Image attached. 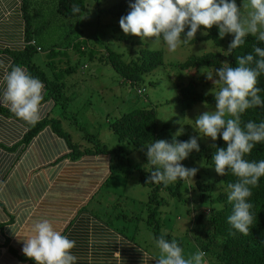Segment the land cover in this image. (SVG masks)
Wrapping results in <instances>:
<instances>
[{
  "label": "rangeland",
  "instance_id": "rangeland-1",
  "mask_svg": "<svg viewBox=\"0 0 264 264\" xmlns=\"http://www.w3.org/2000/svg\"><path fill=\"white\" fill-rule=\"evenodd\" d=\"M55 1L30 0L31 27L32 30L39 29L34 35L41 48L33 60L48 79H56L63 84L61 96L55 100L57 107L52 118L60 121L62 130L72 143L80 150L92 148L93 144L87 140L88 134H92L106 148H115L118 142L108 128V122L123 113L143 107L155 109L159 134L156 140H171L178 132L181 134L177 137L187 141L202 136L194 120L204 111L215 110V103L199 102L189 110H182L177 84L193 82L199 93L211 97L221 85L208 80L207 73L200 71L206 67L181 69L178 64L184 63L188 57L209 52H219L225 56L231 43L230 35L221 39V45H216L209 39L201 38L205 35L202 34L204 31H200L196 34L199 38L194 42L181 44L175 52H170L163 41L159 44L141 42L139 38L126 36L121 31L120 19H114L106 13L108 7L120 0H86L85 13L73 20L56 14ZM243 3H247V0H239L237 5ZM241 12L247 14L243 7ZM107 48L121 54L124 60H134L141 48L160 50L163 65L144 75L134 87L122 83L103 58ZM51 59L52 63L49 62ZM138 89L144 91L138 94ZM82 128L87 131L85 135L88 138H84ZM197 142L199 152H191L181 162L186 168L198 169L193 184L181 181L182 199L171 195L165 188L159 192V197L165 200V204L158 209L161 233L180 239L186 256L200 250V228L210 210L223 206V203L216 201L217 196H228V189L216 180L214 168L205 160V148L213 142L204 138H198ZM124 146V162L139 166L144 171L150 168L146 156L148 145L137 149L127 143ZM108 178L86 210L98 215L110 228L131 239L149 255L158 257L156 239L146 225L149 189L138 182L137 173H116ZM198 216L201 220L196 223Z\"/></svg>",
  "mask_w": 264,
  "mask_h": 264
},
{
  "label": "clouds",
  "instance_id": "clouds-1",
  "mask_svg": "<svg viewBox=\"0 0 264 264\" xmlns=\"http://www.w3.org/2000/svg\"><path fill=\"white\" fill-rule=\"evenodd\" d=\"M242 7L247 10L246 15L242 14ZM129 8L128 14L119 20L121 31L141 42L163 41L170 52L193 41L201 28L205 30L202 34L207 35L213 26L218 29L220 39L226 35L234 37L228 53L244 45L248 35L264 42V0H247L241 6L236 0H135ZM253 51L254 55L237 57L235 66L225 62L219 69L201 68L208 80L221 85L214 95L215 110L204 111L194 120L202 136L180 142L176 139L181 134L178 132L171 143L161 139L146 147L147 164L153 169L147 183L164 187L177 181L193 184L198 169L186 168L181 162L191 152H199L198 138L210 139L216 174L236 177V182L227 185V200L233 205L227 222L234 229L232 234L245 236L250 234L256 220L251 212L253 204L249 202L251 189L264 177V160L245 158L257 144L264 143V122L249 121L241 126V115L246 110L264 107L258 87V77L264 73V48L254 47ZM214 76L217 78L213 79ZM43 98L44 85L38 78L21 66L9 68L0 63V103L8 106L16 118L34 126L39 121ZM218 137L226 147H216ZM22 241L23 255L34 264H76L78 259L72 254L75 241L56 230L46 218L35 221L32 235ZM120 241L117 235L115 242ZM155 244L159 256L154 258L143 252V264L149 260H155L156 264H208L207 253L199 249L186 256L175 240L169 242L164 236ZM115 254L120 258L119 252Z\"/></svg>",
  "mask_w": 264,
  "mask_h": 264
},
{
  "label": "trees",
  "instance_id": "trees-1",
  "mask_svg": "<svg viewBox=\"0 0 264 264\" xmlns=\"http://www.w3.org/2000/svg\"><path fill=\"white\" fill-rule=\"evenodd\" d=\"M134 2L135 0H120L108 7L106 13L114 19H120L128 14L130 11L129 5ZM236 2L238 4L239 0H236ZM29 6L30 0H22V10L26 21V45L21 51L10 52L13 59L12 66H21L33 77L38 78L44 84L47 99L52 98L53 100H57L61 96L63 84L59 83L56 79H48L45 73L33 60L35 53L41 51V48L37 45L34 35V32H38L39 29L32 30L31 27ZM85 10L86 0L55 1L56 14L67 20L82 17ZM200 31L205 30L201 28L198 32ZM186 32L187 29L185 30V34ZM230 37L232 41L234 37L231 35ZM197 38L199 37L195 36V39L190 42H194ZM201 38L209 39L214 44L221 45L219 32L215 26L208 30L207 35ZM254 47L264 48V42H260L256 37L248 35L245 37L244 45L232 50L230 53L227 51L225 56H222L219 52H209L200 56L188 57L184 63L178 64V66L181 69H197L200 67L217 69L223 66L222 64L225 62L230 66H235L237 57L247 54L254 55ZM50 52L53 54V49H51ZM103 58L109 63L114 72L118 74L122 83H129L134 87L141 82L144 75L153 72L163 65L162 53L160 50L145 48L140 49L138 56L134 60H124L121 54L115 53L108 48ZM52 61L51 59L49 62L52 63ZM258 81V87L261 89L259 95L261 99L264 100V73L258 77ZM177 87L179 93L178 101L182 110H189L199 102L215 103L214 97L199 93L193 82L186 85L177 84ZM143 91L144 90L138 89L137 93L141 94ZM0 111L6 112L1 108ZM249 121L255 122L256 124L264 122V107H253L246 110L245 113L241 115V126L243 127V125ZM47 125L51 127L55 134L64 138L68 143V147L71 150L69 157L72 160H77L82 156L107 155L109 156V173L111 175L116 173L125 175L137 173L138 182L149 189L146 203V209L148 211L146 225L152 231L154 238L157 240L160 236H164L169 242L175 240L178 245L184 249L180 239L171 238L170 235L161 233V220L158 217L159 207L165 204V200L159 197L160 190L165 188L171 195L180 200L182 199L181 181H178L173 186L167 187H164L163 184L147 183L150 177V171L153 170L151 166L148 170L144 171L139 166H132L124 162V143L130 144L134 149H137L151 144L159 137L154 108L143 107L134 109L108 122V128L115 135L118 142V146L111 149L106 148L95 135L88 134L87 131L82 128L84 130V138H88L86 136L88 134L89 139L87 140L93 144V147L80 150L76 144L70 141L67 133L62 130L59 120L47 118L38 121L34 126L27 124L28 132L24 138V142L29 143L32 138ZM176 139L180 142L187 141L183 137H177ZM167 142L171 143L172 139ZM215 145L216 147H226L219 137L215 141ZM205 150L207 153L205 156L206 163L214 168V163L212 161L214 149L208 145ZM245 158L249 161L257 162L264 160V143L257 144L251 154ZM215 177L216 180L220 181L226 188L229 183L236 182V177L231 174L219 176L215 172ZM197 185L200 188V185ZM251 191L252 196L249 198V202L253 204L251 212L256 217V220H254L250 234L247 236L238 232L232 234L234 233V229L228 224L227 218L232 214L233 205L227 200L226 194H219L217 196L216 201L223 203V206L216 210H210L205 222L200 228L202 232L200 234V238L202 237L200 250L207 253L205 259L208 261V264H264V177L260 178L258 186L252 188ZM202 199L203 196H201V200ZM91 216L102 221L98 215L91 214ZM200 220V216L195 219L196 223H199ZM91 235L92 239L98 240L99 237L104 245H111L107 248H103L105 250H101L100 253H93L101 255L90 257L78 256L76 264H90L88 263V259H90L91 264H143V252L145 251L131 239L124 237L110 228L106 224V221L103 220L101 225L94 224ZM117 235L121 237L120 243L115 242ZM84 237H81V239ZM116 252L120 253V258L116 256ZM21 260L27 261L28 264H34L33 261L26 257H22ZM148 264H156V261L149 260Z\"/></svg>",
  "mask_w": 264,
  "mask_h": 264
},
{
  "label": "crops",
  "instance_id": "crops-1",
  "mask_svg": "<svg viewBox=\"0 0 264 264\" xmlns=\"http://www.w3.org/2000/svg\"><path fill=\"white\" fill-rule=\"evenodd\" d=\"M25 45L22 0H0V63L12 67L10 52ZM56 107L44 87L39 121L53 119ZM0 108L6 111H0V264H28L21 260L25 257L22 240L32 235L34 222L42 218L75 241L74 256L101 255L93 253L111 244L92 239L93 225L103 220L91 216L86 207L111 176L109 156L72 160L68 143L49 125L25 143L27 123L8 106L0 103Z\"/></svg>",
  "mask_w": 264,
  "mask_h": 264
},
{
  "label": "built area",
  "instance_id": "built-area-1",
  "mask_svg": "<svg viewBox=\"0 0 264 264\" xmlns=\"http://www.w3.org/2000/svg\"><path fill=\"white\" fill-rule=\"evenodd\" d=\"M139 92V91H138Z\"/></svg>",
  "mask_w": 264,
  "mask_h": 264
}]
</instances>
